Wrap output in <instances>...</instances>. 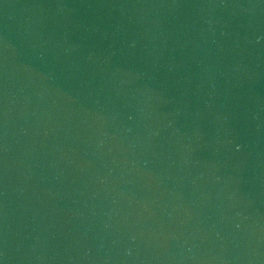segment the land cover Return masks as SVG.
Here are the masks:
<instances>
[{
    "label": "water",
    "instance_id": "95a60500",
    "mask_svg": "<svg viewBox=\"0 0 264 264\" xmlns=\"http://www.w3.org/2000/svg\"><path fill=\"white\" fill-rule=\"evenodd\" d=\"M0 264H264V0H0Z\"/></svg>",
    "mask_w": 264,
    "mask_h": 264
}]
</instances>
